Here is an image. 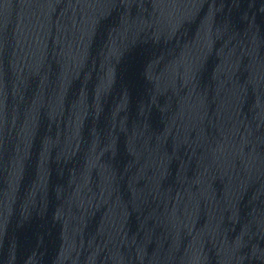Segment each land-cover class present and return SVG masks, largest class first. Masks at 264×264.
Wrapping results in <instances>:
<instances>
[{
	"label": "water",
	"instance_id": "water-1",
	"mask_svg": "<svg viewBox=\"0 0 264 264\" xmlns=\"http://www.w3.org/2000/svg\"><path fill=\"white\" fill-rule=\"evenodd\" d=\"M264 194V0H0V264H187Z\"/></svg>",
	"mask_w": 264,
	"mask_h": 264
}]
</instances>
